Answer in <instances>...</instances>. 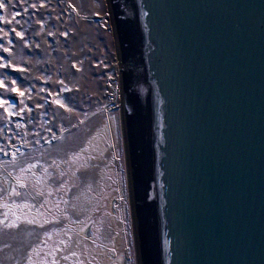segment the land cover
I'll return each mask as SVG.
<instances>
[{"label": "water", "instance_id": "1", "mask_svg": "<svg viewBox=\"0 0 264 264\" xmlns=\"http://www.w3.org/2000/svg\"><path fill=\"white\" fill-rule=\"evenodd\" d=\"M138 264H264V0H106Z\"/></svg>", "mask_w": 264, "mask_h": 264}, {"label": "rangeland", "instance_id": "2", "mask_svg": "<svg viewBox=\"0 0 264 264\" xmlns=\"http://www.w3.org/2000/svg\"><path fill=\"white\" fill-rule=\"evenodd\" d=\"M19 3L25 6L44 3L47 7L39 11L28 8L27 13L20 8L21 15L11 24L0 23V82L8 89L5 92L0 88V99H9L17 105L23 99V107L33 109L32 119H28V112L22 113L24 120L14 117L11 123H5L8 117L0 119V145L11 144L13 149L26 145L23 151L32 150L24 157L17 152L15 162L0 152V198L9 184L16 183L9 172L18 175L19 165L26 167L29 162L45 163L47 167L53 158L60 161L59 167L65 172L63 179L75 187L71 193L61 191L45 197L51 202L47 207H55L58 196L70 199L69 205H60L69 210L70 220L61 217L60 223L46 225L45 229L27 225L6 229L0 225V264H29V259L33 264H52L53 258L57 264H138L122 122L120 67L107 1L19 0ZM68 4L76 11L68 8ZM13 11L9 8L0 12V19L11 20ZM12 28L24 39L16 37ZM5 63L12 67H4ZM73 64L81 71L72 68ZM13 80L18 90L25 91L23 98L12 93ZM65 87L72 91L56 94L57 89ZM56 101L65 106L71 101L76 108L64 112L62 107H56ZM13 111L18 113L20 108ZM81 120L85 123L80 124ZM16 123L24 127L17 130ZM72 124L76 127L72 128ZM53 128L56 133L61 128L71 130L52 144L41 141V136L56 134ZM82 148L88 151L81 152ZM78 152V159L65 163ZM48 183L58 187L60 179ZM31 188L29 185L27 201L24 190L14 200L39 202V198L31 199ZM3 213L0 204V219L4 218ZM49 234L52 238L46 239ZM57 248L59 252L55 251ZM29 253H33L31 257Z\"/></svg>", "mask_w": 264, "mask_h": 264}, {"label": "snow or ice", "instance_id": "3", "mask_svg": "<svg viewBox=\"0 0 264 264\" xmlns=\"http://www.w3.org/2000/svg\"><path fill=\"white\" fill-rule=\"evenodd\" d=\"M47 5L44 3H32V4H25L19 3V0H0V12H7L8 9H13L11 20H3L0 19V23H8L11 24L12 21H15L18 16L21 15V12L19 11L20 8H23L24 12H28V8H31L33 11H39L40 9H45ZM68 8L72 9L73 12L76 11V8L73 7L72 4L67 5ZM30 15V14H29ZM41 28L44 27L43 24L40 25ZM12 32L15 33L16 37L20 38L21 40L24 39V36L19 32L16 31L15 28L11 29ZM4 35L7 36L8 32H4ZM65 39H67V36H65ZM25 47H28L27 44H25ZM5 52H7V49H4ZM4 67L11 68L12 66L10 64H3ZM72 68H75L77 72L81 71L80 68H77L76 64L72 65ZM13 71H23V69H16L13 68ZM48 81H45L47 83ZM60 83H63V81H60ZM0 88H4V85L2 82H0ZM4 91L7 92L8 89L4 88ZM12 93L15 94L17 97L23 98L25 96V91H20L16 88V81L13 80L12 82ZM43 91V89H41ZM64 92H71L72 89L70 88H63L62 90L57 89L56 94L59 95L60 93ZM49 95H52V93H49ZM56 107L63 108L64 112H70L73 109L76 108V105H73L71 101H68L69 106H65L62 101H56ZM24 100L21 99L19 101V105L15 104L14 102H11L9 99H0V109L3 111V116L0 117V119H3V117H8L9 119L5 121V123H11L12 118L19 117L20 120H24L25 117L22 115L24 112L29 113L28 119H32L31 113L33 111L32 107H23ZM19 107L20 112H14L13 109ZM86 114V110H85ZM85 121L81 120L80 124H84ZM14 127L17 130H20L24 125L22 123H16ZM76 125L72 124V128H75ZM71 129L67 128H61L58 133H56L55 128L52 129L53 135L50 136H41L40 140L52 144L53 141L57 140L58 138H62L64 136L65 131H70ZM37 136H39V133H36ZM9 138H12V134L9 133ZM38 143L40 141H37ZM26 145H20L19 148L13 149L11 144H8L6 147L4 145H0V152H2L3 156L9 157L11 156V160L13 162L16 161V153L18 152L21 157H24L26 155H29L32 151L29 149V151L26 153L22 149L25 148ZM111 147V145H109ZM9 149L12 151L10 152ZM81 152H87V148H82L80 150ZM80 153H76L75 156H69L68 159L65 161L67 164L73 163L76 159L79 158ZM36 158H33V161H35ZM115 159V157H113ZM7 162V161H6ZM60 161L56 158H53L52 161L48 162L47 167L45 166V163H39V162H29L27 166L25 167L23 164L19 165V174L13 175L11 172L8 173V175H12L13 179L16 181L15 184H9L6 189H4V195L2 198H0V204H2L4 208V218L0 219V225H2L6 229H18L21 225H27L31 226L33 228H40L45 229L46 225H54L60 223V219L62 217L63 220L68 221L70 220V216L68 214V209L61 208L60 205L63 204L65 206L69 205L70 199H64L63 196H58L57 201L55 202V207H47L51 202L46 199L45 197H51L55 193H59L63 191L65 194L72 192V187H75V185L69 186L68 182L63 179L65 176V172L60 169L59 167ZM79 171V169H77ZM29 174V175H25ZM75 172L72 173L73 176H75ZM60 179L59 186L57 187L55 184H49V181H56L57 179ZM29 185L32 186V197L31 199L36 201L39 198V202L37 203H19L14 200V198L20 197L22 195L21 190H24V195L26 201L28 200V191H29ZM23 209H31L32 211L22 212L18 210ZM41 209H44L45 211H41ZM74 210V209H73ZM48 213H55L59 215H55L54 217H49ZM82 223V221H81ZM67 230V226L65 225V229ZM46 239H51V235H47L45 237ZM69 240H72V236L68 237ZM56 252H59L60 249H55ZM33 253H37V249H33ZM33 253H29V256L31 257ZM64 259H67V257H63ZM131 257H129L130 259ZM29 264H33L32 260L29 259ZM52 264H57L56 259L53 258Z\"/></svg>", "mask_w": 264, "mask_h": 264}]
</instances>
